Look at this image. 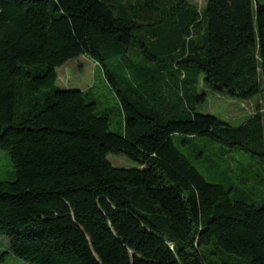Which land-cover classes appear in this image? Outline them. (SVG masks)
I'll return each instance as SVG.
<instances>
[{"label":"trees","instance_id":"16d2710c","mask_svg":"<svg viewBox=\"0 0 264 264\" xmlns=\"http://www.w3.org/2000/svg\"><path fill=\"white\" fill-rule=\"evenodd\" d=\"M80 57L115 95L118 131L87 92L57 86L56 70ZM208 92L254 112L235 127L199 114ZM0 150L13 166L0 181L6 256L264 264V202L247 182L264 181V4L0 0ZM234 154L250 170L211 182L216 160ZM109 155L137 167L114 168Z\"/></svg>","mask_w":264,"mask_h":264},{"label":"rangeland","instance_id":"374dc122","mask_svg":"<svg viewBox=\"0 0 264 264\" xmlns=\"http://www.w3.org/2000/svg\"><path fill=\"white\" fill-rule=\"evenodd\" d=\"M207 0H190L191 3L202 9ZM264 4V0H258ZM57 73V86L67 90H79L87 92L92 101L97 105V112H103L109 110L111 112V131H118L121 126V117L119 116V104L118 101L108 87L101 69L96 66L93 62L85 57H80L75 61H71L64 66L56 70ZM255 103L251 102L248 104H242L236 100L226 99L225 97L217 96L213 93L208 92L206 103L197 108V113L203 115L214 116L232 126H239L246 118L251 116L254 112ZM207 144V149L204 153L209 155L211 152H216L218 146H212L206 141L201 143L202 146ZM175 145L177 146L176 140ZM208 150H211L209 152ZM228 156L225 160H216L218 168H216V175L213 174L215 183H220L223 177L229 179L231 183H238L237 179L242 176L241 173H237V168L240 166H249L250 160L247 156H239L237 154L231 155L232 161H227ZM107 161L114 168L118 169H132L136 168L137 165L129 161L127 158L121 155H109ZM199 172L207 178V174L203 169L198 168ZM250 170L249 167H247ZM208 172V171H207ZM257 174L262 176L264 180V167H258ZM255 175H250L248 179L249 185H251L254 191L249 194V199L254 202H264V181L257 183ZM223 176V177H222ZM13 179V166L11 164L8 154L0 150V181L12 180ZM248 201V199H247ZM9 253L8 245L6 240L0 236V264H25L23 261L16 259Z\"/></svg>","mask_w":264,"mask_h":264}]
</instances>
